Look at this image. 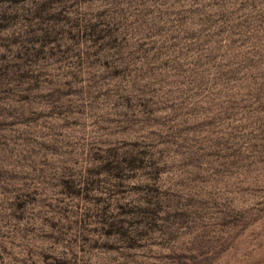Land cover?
<instances>
[{"label": "rangeland", "instance_id": "374dc122", "mask_svg": "<svg viewBox=\"0 0 264 264\" xmlns=\"http://www.w3.org/2000/svg\"><path fill=\"white\" fill-rule=\"evenodd\" d=\"M0 264H264V0H0Z\"/></svg>", "mask_w": 264, "mask_h": 264}]
</instances>
